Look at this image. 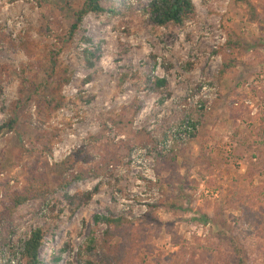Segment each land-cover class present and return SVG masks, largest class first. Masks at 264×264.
<instances>
[{"label": "rangeland", "instance_id": "374dc122", "mask_svg": "<svg viewBox=\"0 0 264 264\" xmlns=\"http://www.w3.org/2000/svg\"><path fill=\"white\" fill-rule=\"evenodd\" d=\"M248 1L257 22L235 0H191L180 30L148 23L147 0H104L69 36L82 0H0V264H25L38 229L39 264H238L233 246L264 264V0ZM192 116L154 181L127 162Z\"/></svg>", "mask_w": 264, "mask_h": 264}, {"label": "trees", "instance_id": "16d2710c", "mask_svg": "<svg viewBox=\"0 0 264 264\" xmlns=\"http://www.w3.org/2000/svg\"><path fill=\"white\" fill-rule=\"evenodd\" d=\"M35 3L44 4V5H50L55 4L57 8L64 10L65 8H69L72 0H34ZM104 0H82V6L80 10L75 14V19L73 24L69 27L68 34L69 36H73V34L77 31L78 27L80 26L82 19L84 16L88 14H99L103 13V9L101 7V3ZM148 5L144 9L145 17L155 29L161 28V29H183L185 24L189 21H193L195 18V9L193 6V3L191 0H147ZM237 3H240L243 8L245 9V13L248 17L249 22H257L258 21V14L256 12V9L252 3H250L248 0H235ZM229 44H226L225 47H223L222 51L224 50H230ZM83 55L87 56L85 58L87 66L90 68L92 67V63L90 61V58L93 57L92 54L89 53V51L84 50ZM228 68H224L221 70V75L226 72ZM167 86L165 79H155L152 84L149 85V89L152 91H160L161 89H164ZM47 106H50V103H46ZM205 103L201 102V107L198 112L206 111ZM189 118V117H188ZM192 120L197 126L198 122L197 119H195L193 116L192 118H189ZM197 133V131H196ZM196 135V134H195ZM195 135L191 136L189 141H191ZM188 141V142H189ZM173 156V154L168 156H160L157 155L154 157V161L162 160L164 158ZM29 192H25L24 194L14 195L11 206L9 210L11 213L16 210V208L23 203L27 202L31 195H29ZM91 197L90 194L86 195L85 201L89 200ZM74 199L67 198V201L71 203ZM81 203H78L74 210L80 205ZM74 210H72V213H74ZM97 222L104 223L106 225H118V221H112L109 219L104 218H97ZM43 240V234L41 230H35L31 232L29 238L27 241L23 244V259L25 261V264H39L38 262V251L42 245ZM95 242L93 239H90L88 242V250L92 254H99L100 252H94ZM104 249V248H103ZM233 254L236 257V260L238 261V264H243V253L240 248L233 246ZM103 264V263H99Z\"/></svg>", "mask_w": 264, "mask_h": 264}, {"label": "built area", "instance_id": "2783aa9c", "mask_svg": "<svg viewBox=\"0 0 264 264\" xmlns=\"http://www.w3.org/2000/svg\"><path fill=\"white\" fill-rule=\"evenodd\" d=\"M201 91L214 92V89L210 87H203ZM187 102L189 103V106L192 104L193 108L195 109H199L201 107V102H204L205 110H209L212 100L207 98L201 100L199 99V96L192 95L191 98L189 97ZM197 130L198 126L189 118H185L181 121V123L168 129L165 132V135L158 141H155L152 146H146L141 149H132L130 158L127 160V162H130L131 166H133L135 163L136 165H140V162H136L135 160L136 157H140L144 163L142 166L144 167L146 180L154 181V179L147 178L150 173H152V166H150V164L154 162V157L157 155L168 156L174 154L177 149L189 141L191 136L196 134Z\"/></svg>", "mask_w": 264, "mask_h": 264}]
</instances>
